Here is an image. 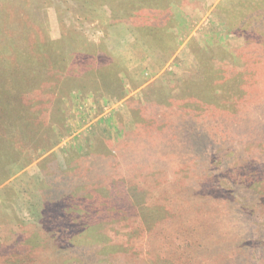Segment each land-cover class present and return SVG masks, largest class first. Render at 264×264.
Returning a JSON list of instances; mask_svg holds the SVG:
<instances>
[{"label":"rangeland","instance_id":"374dc122","mask_svg":"<svg viewBox=\"0 0 264 264\" xmlns=\"http://www.w3.org/2000/svg\"><path fill=\"white\" fill-rule=\"evenodd\" d=\"M0 264H264V0H0Z\"/></svg>","mask_w":264,"mask_h":264},{"label":"trees","instance_id":"16d2710c","mask_svg":"<svg viewBox=\"0 0 264 264\" xmlns=\"http://www.w3.org/2000/svg\"><path fill=\"white\" fill-rule=\"evenodd\" d=\"M139 14H136V16H138ZM163 20H165V19H163ZM159 21H160V19H154V17L152 18V19H149L148 20V22L147 23H145V22H143V21H141V23H139L140 24V26H142V29H145V24L146 25H148V24H150V25H152L153 26V28L154 27H156V28H159L160 26H159ZM138 26V25H137Z\"/></svg>","mask_w":264,"mask_h":264}]
</instances>
